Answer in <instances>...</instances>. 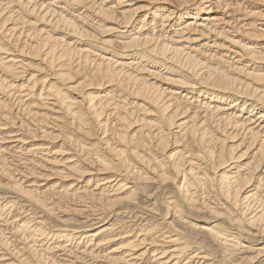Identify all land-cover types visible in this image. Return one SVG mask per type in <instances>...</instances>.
I'll use <instances>...</instances> for the list:
<instances>
[{
  "label": "bare ground",
  "instance_id": "1",
  "mask_svg": "<svg viewBox=\"0 0 264 264\" xmlns=\"http://www.w3.org/2000/svg\"><path fill=\"white\" fill-rule=\"evenodd\" d=\"M0 264H264V0H0Z\"/></svg>",
  "mask_w": 264,
  "mask_h": 264
}]
</instances>
